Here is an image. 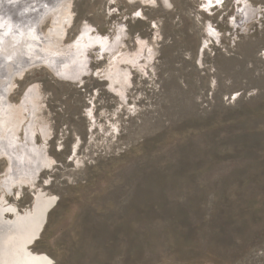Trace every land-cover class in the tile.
Listing matches in <instances>:
<instances>
[{
  "label": "rangeland",
  "instance_id": "374dc122",
  "mask_svg": "<svg viewBox=\"0 0 264 264\" xmlns=\"http://www.w3.org/2000/svg\"><path fill=\"white\" fill-rule=\"evenodd\" d=\"M171 2L71 1L67 45L87 22L111 40L123 28L133 52L154 48L124 103L97 76L74 84L43 67L15 82L9 99L19 106L39 88L52 133L56 163L36 189L58 200L32 249L53 264H264V0H248L257 15L237 16L239 27L236 0L211 13L203 0ZM208 22L221 40L203 46ZM94 49L91 69L104 71ZM26 151L5 179L10 164L0 160L2 186L36 163ZM16 192L8 201L30 206L33 191Z\"/></svg>",
  "mask_w": 264,
  "mask_h": 264
},
{
  "label": "bare ground",
  "instance_id": "6f19581e",
  "mask_svg": "<svg viewBox=\"0 0 264 264\" xmlns=\"http://www.w3.org/2000/svg\"><path fill=\"white\" fill-rule=\"evenodd\" d=\"M129 1L153 8L158 7L159 2L166 10H171L174 5L171 0ZM223 1L203 0L202 10L211 13ZM236 2L238 9L230 23L239 27L237 16L248 17L250 11L256 14L257 10L248 0ZM71 10L72 5L68 0H0V160L4 159L10 164L6 173L1 175L4 178L11 170L14 171V155L24 145L26 154L37 159L34 160L36 163L32 161L29 170H25L26 174L19 172L11 184L2 186V182L0 183V264H53L49 255L32 249L37 240L41 239L47 225L46 213L53 210L58 200L56 196L36 189L41 174L52 170L56 163L49 152L52 133L47 121L39 118L43 116L39 88L35 87L36 93L32 97L30 91H34L33 88L23 95L26 102L20 106L10 101L9 96L17 88L16 80H23L29 72L43 67L62 82L82 84L84 77L97 76L107 83V92L122 104L125 102L122 91L129 90L134 72L141 73L143 68L152 67L156 58L151 46L142 48L140 44L141 48L138 49L137 44L134 45L133 52L127 45L130 37L123 28L111 40L107 34L102 36L96 30L92 31L93 28L87 22L82 23L79 30L81 35L74 43L67 45L69 29L75 22V15ZM247 20H251L250 15ZM47 22L51 23V29H48V33L42 32L41 29L47 27ZM246 28L245 24L243 30ZM204 33L207 39H204L203 46L221 38V34L210 22L204 27ZM95 46L96 49L101 48L98 49V61L107 64L106 69L101 72L91 69L90 57ZM55 54L56 58L52 59L51 56ZM236 98L237 94L234 96ZM23 132L26 135L23 137L25 141L22 139ZM13 142L11 153L9 150L12 148H7ZM79 142L77 140L74 143V155L77 154ZM15 188L18 190L17 200L22 198L24 188H30L34 193L33 204L19 208L16 203L9 202L8 197L12 196Z\"/></svg>",
  "mask_w": 264,
  "mask_h": 264
},
{
  "label": "water",
  "instance_id": "95a60500",
  "mask_svg": "<svg viewBox=\"0 0 264 264\" xmlns=\"http://www.w3.org/2000/svg\"><path fill=\"white\" fill-rule=\"evenodd\" d=\"M68 1L71 2L72 0H68ZM32 204H33V201H32ZM32 209H33V207H32ZM50 212H51V211L48 210V212L46 213V219H47V221H48V218H49V214H50ZM44 230H45V229H44ZM43 232H44V231H43Z\"/></svg>",
  "mask_w": 264,
  "mask_h": 264
},
{
  "label": "snow or ice",
  "instance_id": "6c2138e0",
  "mask_svg": "<svg viewBox=\"0 0 264 264\" xmlns=\"http://www.w3.org/2000/svg\"><path fill=\"white\" fill-rule=\"evenodd\" d=\"M165 2H166V0H165Z\"/></svg>",
  "mask_w": 264,
  "mask_h": 264
}]
</instances>
